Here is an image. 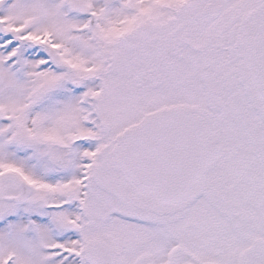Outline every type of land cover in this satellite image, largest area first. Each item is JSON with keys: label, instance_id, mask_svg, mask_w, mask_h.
<instances>
[{"label": "snow or ice", "instance_id": "1", "mask_svg": "<svg viewBox=\"0 0 264 264\" xmlns=\"http://www.w3.org/2000/svg\"><path fill=\"white\" fill-rule=\"evenodd\" d=\"M0 264H264V0H0Z\"/></svg>", "mask_w": 264, "mask_h": 264}]
</instances>
